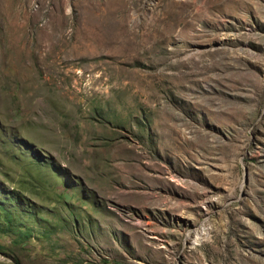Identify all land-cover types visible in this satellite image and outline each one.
I'll return each mask as SVG.
<instances>
[{
    "label": "rangeland",
    "instance_id": "obj_1",
    "mask_svg": "<svg viewBox=\"0 0 264 264\" xmlns=\"http://www.w3.org/2000/svg\"><path fill=\"white\" fill-rule=\"evenodd\" d=\"M0 264H264V0H0Z\"/></svg>",
    "mask_w": 264,
    "mask_h": 264
},
{
    "label": "trees",
    "instance_id": "obj_2",
    "mask_svg": "<svg viewBox=\"0 0 264 264\" xmlns=\"http://www.w3.org/2000/svg\"><path fill=\"white\" fill-rule=\"evenodd\" d=\"M7 198H8V199H12V200H14V197L11 198L10 196H7ZM13 205H14V204L12 203V206H13ZM23 210H24V209H23ZM27 212H29V211H27Z\"/></svg>",
    "mask_w": 264,
    "mask_h": 264
},
{
    "label": "bare ground",
    "instance_id": "obj_3",
    "mask_svg": "<svg viewBox=\"0 0 264 264\" xmlns=\"http://www.w3.org/2000/svg\"><path fill=\"white\" fill-rule=\"evenodd\" d=\"M37 95V94H36Z\"/></svg>",
    "mask_w": 264,
    "mask_h": 264
}]
</instances>
